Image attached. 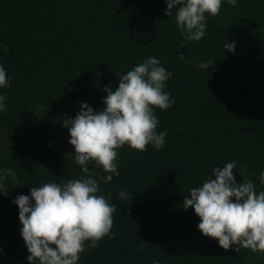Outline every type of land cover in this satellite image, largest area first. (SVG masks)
I'll use <instances>...</instances> for the list:
<instances>
[{
  "label": "trees",
  "instance_id": "trees-1",
  "mask_svg": "<svg viewBox=\"0 0 264 264\" xmlns=\"http://www.w3.org/2000/svg\"><path fill=\"white\" fill-rule=\"evenodd\" d=\"M165 8L166 0H0V42L7 44L0 63L9 77L0 88L7 95L0 167L19 179L6 180L7 195L0 193V264H29L14 197L83 175L63 114L75 115L81 101L102 108L104 86L150 55L172 73L164 90L173 103L155 108L165 143L117 150L119 175L100 182L116 206L115 235L80 253L78 264H264V253L223 249L202 235L199 217L182 207L187 189L226 160L237 161L238 182L247 176L264 189V0H224L198 41L186 40L175 9L166 16ZM225 39L235 41L234 52L223 49ZM208 60L215 61L208 69L198 66ZM88 167L98 179L105 174Z\"/></svg>",
  "mask_w": 264,
  "mask_h": 264
},
{
  "label": "clouds",
  "instance_id": "clouds-1",
  "mask_svg": "<svg viewBox=\"0 0 264 264\" xmlns=\"http://www.w3.org/2000/svg\"><path fill=\"white\" fill-rule=\"evenodd\" d=\"M223 2L166 0L164 12L168 16L175 9L174 19L181 35L198 41L205 35L207 16L218 14ZM227 3L235 5L237 0ZM6 47V42H0V48ZM222 47L234 52L235 41L225 39ZM214 62L199 61L198 66L206 70ZM171 76L158 57L147 56L119 74L114 87L104 86L102 108L94 110L87 101H81L75 115L63 114L61 125L67 129L71 153L83 175L60 182L49 180L14 197L19 234L29 264H78L80 253L96 247L105 235H115L110 230L116 206L110 203L111 193H101V179L110 182L113 175H119L120 147L127 145L139 151L146 150L149 144L157 150L163 147L167 129L157 131L155 108L163 110L172 105L170 92L164 90ZM8 85L7 70L0 63V88ZM6 99V93H0V111L7 110ZM89 162L104 171L102 178L91 172ZM236 165L232 159L211 166L196 186L187 189L182 207H191L199 217L196 227L200 233L214 238L223 249L231 247L238 252L248 248L264 253V189L258 190L255 181L247 176H241L238 182L233 172ZM9 179L19 183L14 169L0 167V193L4 195ZM258 180L264 185V165ZM118 196L129 201L132 194L121 189ZM152 264L161 261L154 259Z\"/></svg>",
  "mask_w": 264,
  "mask_h": 264
}]
</instances>
